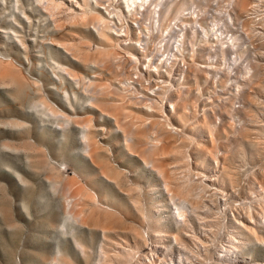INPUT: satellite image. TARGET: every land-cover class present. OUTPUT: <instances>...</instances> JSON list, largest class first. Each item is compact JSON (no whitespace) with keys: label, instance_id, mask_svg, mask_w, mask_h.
Returning <instances> with one entry per match:
<instances>
[{"label":"rangeland","instance_id":"rangeland-1","mask_svg":"<svg viewBox=\"0 0 264 264\" xmlns=\"http://www.w3.org/2000/svg\"><path fill=\"white\" fill-rule=\"evenodd\" d=\"M127 1L0 0V264H212L217 250L223 255L218 264H264V184H254L260 194L256 202L263 206L262 213L259 209V216L255 215L257 221L246 222L243 215L254 212L243 193L249 185L246 181L264 167L259 166L264 165V134H248L249 142H263L258 146L263 153L255 157L247 141L235 152L233 144L236 139L239 147L240 132L220 134L216 140L213 154L226 155L221 148L225 142L230 146L224 145L227 155H237L231 164L240 174L236 191L221 187L225 192H212L203 186L212 184L205 177L198 187L202 177L193 172L210 178L221 167L195 170L193 155L184 146L182 154H187L190 165L186 161L181 165L175 182L198 183L192 186L195 193H189L190 203L181 197L182 208L177 211L172 206L175 196L164 190L156 166L162 161L170 167L180 163L157 154L163 141L150 130L158 112L147 99L157 100L164 110L169 104L159 100L161 84L166 90L186 91L187 64L197 60L189 53L181 69L177 61L183 58L181 48L195 40L194 32L206 33L203 20L209 16L222 17L221 31L233 33L228 45L209 55L227 64H199L206 67L207 75L199 78L191 94L184 93L195 98L184 117L182 111L175 113L178 124L167 112L157 118L167 126L174 122L178 129L174 133L194 138L183 122L202 113L198 97L214 105L215 125L219 126L218 114L224 108L218 106L228 107L236 130L244 121L235 112L244 105L242 94L253 89L259 107L264 106V93L251 83L256 79L254 56L246 54L251 45L234 30L236 0ZM172 26L180 28L176 43L172 31L177 30ZM118 35L125 44L115 40ZM230 53L233 58L228 62ZM215 74L218 78L212 80ZM259 115L250 122L252 127L264 125V115ZM142 130L147 131L138 134ZM202 134L200 139L207 135ZM5 165L17 171V179L2 171ZM191 176L199 180L188 179ZM77 188L80 193L75 196L72 191ZM242 201H248L246 206ZM237 203L242 206L236 207ZM232 215L255 233L243 237V245L232 239L231 231L237 230L228 224ZM110 219L132 230L112 232ZM154 242L159 252L151 251ZM219 245L229 246V252Z\"/></svg>","mask_w":264,"mask_h":264},{"label":"bare ground","instance_id":"bare-ground-1","mask_svg":"<svg viewBox=\"0 0 264 264\" xmlns=\"http://www.w3.org/2000/svg\"><path fill=\"white\" fill-rule=\"evenodd\" d=\"M127 1V0H126ZM129 1V0H128ZM127 1V2H128ZM155 2H156V0H154ZM230 1V3H231V0H229ZM259 2L260 3H263L264 2V0H236L235 2H234V4H233V9H234V14L236 15V16H234L235 17V26H234V30H235V32H242L243 33V35L242 36H244V40H245V43L246 44H249V48H250V45H251V48H250V51H247V55H248V53H251L254 57H252V61H254L255 62V67H253L254 69H256V71H255V77H256V79L254 80H251V83H252V85L253 84H255L254 86H256L257 88H259L260 89V91H261V93H264V4H259ZM95 17V16H94ZM97 17V16H96ZM209 17H211V16H209ZM94 19V18H93ZM92 19V22H94L95 20H93ZM98 20V19H97ZM96 20V21H97ZM215 22L217 21V19H213ZM223 20V19H222ZM221 20V21H222ZM221 21H220V24H218L217 25V27L220 29V27H221ZM91 22V21H90ZM240 24V25H239ZM239 25V26H238ZM176 30H177V33L179 34L180 33V28H179V26L178 27H176ZM191 30H192V28H191ZM181 34V33H180ZM203 35H205V33H203ZM122 35H118V36H116V38H115V40H117L118 42H120L121 43V45L122 44H125L124 42H125V40H122V39H120V37H121ZM175 40L176 39H174V43H176L175 42ZM130 44V43H129ZM125 46V45H124ZM131 47V46H130ZM221 46H219L218 48L219 49H221L220 48ZM131 48H133V47H131ZM217 48V49H218ZM217 49H215V50H217ZM214 51V50H213ZM222 53V52H221ZM97 54V53H96ZM225 55V53H222L221 55L222 56H224ZM99 54H97V57H99L100 58V56H98ZM247 55H245V56H247ZM96 56V55H95ZM119 56V55H118ZM238 56H240L241 57V53L240 54H238ZM96 57V58H97ZM121 57V56H120ZM117 58V57H116ZM129 58V57H128ZM247 58V57H246ZM251 58V57H250ZM131 60V59H130ZM151 65V64H150ZM146 69V68H145ZM147 69H149V67H147ZM150 70V69H149ZM186 70H187V72H186V75H185V84H186V91H180V88L179 89H173V90H169V88H167L168 90H166V89H164L165 88V85H163V84H161V83H163L164 81H162V82H157V84H161V86L159 87L160 89V91H161V95L159 96L160 97V101H162L161 100V98L162 99H165L166 100V103H168L169 105H165V109L163 110L162 109V107H161V105L159 106L156 102H157V100H155V99H153V98H150V99H147L149 102L151 101V103L153 104V107L155 108V110L154 109H152L153 110V112L155 113V114H157V112H158V116L162 113V112H167V115L168 114H170L171 115V117H173V118H175V119H173L174 120V122L176 123V124H178L177 123V121H176V115H175V113H177V112H179V111H182V117H184V113H187V108H188V104L189 103H191V100L192 99H194L195 97H188V98H186V97H184L185 96V92L189 95V94H191L194 90L193 89H196V86L195 85H197V84H199V82H200V79H201V76H206L207 75V69H205V66H203V65H199V64H193V65H190V64H187V67H186ZM151 72L152 71H149V74L148 75H150L151 76ZM149 76V77H150ZM200 78V79H199ZM136 81V80H135ZM253 86V87H254ZM250 87H252V86H250ZM253 89H250L248 92H245L244 94H242L241 95V99H242V101H243V107H241L239 110H236L235 112H236V114H237V116L240 118L241 117V119H243L244 121H243V125H242V127L241 128H239V130H236L235 129V126H234V124H233V122H232V119H233V115L231 114V110H229L228 109V107H226V106H224V105H221V106H218V108H219V110H220V108H222V107H224L222 110H221V112H220V114H218L219 115V117H221L220 118V123H219V126L218 125H215V119H216V115H214L213 113H211L212 111H214V110H212L213 108H214V105L212 104H210V103H205V101H206V99H203V98H201V97H198L197 98V102L199 103H201L202 105H203V108H202V113H200V115H196V116H193L192 117V120H194V121H190V122H188V121H184L183 122V124H184V129L186 128V130L188 129V130H191L194 134V138L193 137H189V136H187V135H185V132L184 133H174L173 132V129H175V130H177L178 131V129L174 126V122H173V124H171L170 123V125L171 126H167V124L165 123V121L163 120V118H157L158 116L157 115H154V117L151 119V121H150V126H151V129L150 130H152L153 132H155L156 134H157V136H158V140L159 141H163L160 145H158V146H161V147H159V152L157 153L158 155H167V156H171V158H172V160H174V163H176V162H178V163H180V164H178V165H174V166H171L170 167V165H171V163H168V162H158L157 163V169L159 170V172L161 173L160 174V177H159V179H160V182H161V184L163 185V188H164V190L166 191V193H171V194H173L175 197V199H173V204H172V206L174 205V207H173V209H177V211H179L181 208H182V203L180 202V198L181 197H183V199L182 200H184V198H186L185 199V201L187 200V201H189V203H190V199H191V197L189 196V195H191L192 193H195V191H192L193 189L195 190L196 189V187L198 186V185H200V181L202 180V179H204V177L206 178L205 180H207V181H212V184H210L209 186L207 185V183L205 184V185H203L204 187L205 186H207L208 187V189L210 190V191H212L213 192V190L216 192V191H218L219 193L220 192H225V190L226 189H230L231 191H236L237 190V186L239 185V183H238V180H239V178L240 177H238V175H240V174H238L237 173V171H236V169H234L232 166H231V164H234L233 163V161H235V160H233V158L235 157V156H237V155H234V154H228L227 155V149L230 147V146H228L229 145V143L228 144H225V142H224V144L222 145L223 147H221L222 148V150H224V152H225V154L226 155H224V154H222L221 153V155L220 156H218L216 153L215 154H213L215 151H216V140H218L217 138L219 137V135L220 134H224V135H226V137L228 136V132L229 133H231V135H233V134H236V133H234V132H240L239 134L241 135V136H239V140L237 139V142H238V145H239V147L237 146V144H236V139H235V143H234V141H233V145L235 146V147H237L236 149L235 148H233V149H235V152L236 151H238V148H243L242 147V145H244L245 146V144L247 145V142L251 145V146H253V147H251V148H254V151H256V154L255 153H253V152H251V155L252 156H257L258 155V153L257 152H259L260 154H262L263 152H261L262 150H260L259 151V149L261 148L260 146H259V144H261V143H263V142H261L260 140H258L259 142H257L256 141V143H255V139L253 140V139H251V140H253V141H251V142H249L250 141V138L249 139H247L249 136H251V134H249V132H252L253 134L255 133L256 134V136L257 135H263L264 134V128H263V126L262 125H258V124H254L253 126H256V125H258V126H260V127H252L251 126V124L253 123L252 121H253V119H255V118H257V115H259V114H256L257 113V111H255V109L256 110H258L259 112H260V115H264V112L262 111V110H264V106H261V107H259V105H261L260 103H259V101L257 100V98L252 94V91ZM263 91V92H262ZM157 95V94H156ZM162 95H164V96H162ZM166 95V96H165ZM195 95V94H194ZM193 101V100H192ZM195 101V100H194ZM156 103V104H155ZM210 104V105H209ZM199 105V104H198ZM209 105V107L207 108V106ZM66 106V105H65ZM70 106H71V103H69V106H66V108L69 110V109H71L70 108ZM194 106H195V104H194ZM197 106V105H196ZM195 106V107H196ZM216 106V105H215ZM171 107H172V109H173V112L171 113ZM263 108V109H262ZM260 109V110H259ZM151 110V109H150ZM263 112V113H262ZM160 113V114H159ZM165 114V113H164ZM175 115V116H174ZM177 115H179V114H177ZM187 115V114H186ZM259 115V116H260ZM156 116V117H155ZM160 116H163V115H160ZM169 117V116H168ZM181 117V118H182ZM186 117V116H185ZM188 117H189V115H188ZM261 117V116H260ZM170 118V117H169ZM259 118V117H258ZM189 119V118H188ZM191 119V118H190ZM246 119H247V121H246ZM185 120V119H184ZM257 120V119H256ZM256 120H254V122L256 121ZM172 121V120H171ZM180 121H181V119H180ZM179 122V121H178ZM250 122H252V123H250ZM179 123H181V122H179ZM248 123H250V124H248ZM262 124V123H261ZM141 125V124H140ZM250 125V126H249ZM142 126V125H141ZM262 126V127H261ZM258 129V130H257ZM140 131V130H139ZM138 131V132H139ZM145 131H147V130H142L141 132H139L138 134H142V133H144ZM179 131H180V128H179ZM202 133H206L207 135H205L206 137H204V138H202V139H200L202 136H203V134ZM237 133V134H238ZM258 133V134H257ZM154 134V133H153ZM248 134H249V136H248ZM155 135V134H154ZM221 136V135H220ZM253 136V135H252ZM256 136H253V137H255L256 138ZM232 137V136H231ZM252 137V138H253ZM261 137H263V136H261ZM258 138H260V137H258ZM258 138H256V139H258ZM219 139H220V137H219ZM228 139H230L229 137H228ZM264 139V138H263ZM188 140H190V141H188ZM231 140H234V139H231ZM262 140V139H261ZM192 141V142H191ZM225 141H226V139H225ZM228 141V140H227ZM226 141V142H227ZM230 141V140H229ZM247 141V142H246ZM263 141V140H262ZM190 142V143H189ZM252 142L255 144V146H254V144H252ZM192 143V144H191ZM216 144V145H215ZM224 145L226 146H228L227 147V149H225L226 147H224ZM230 145H231V143H230ZM114 146V145H113ZM121 146V145H120ZM120 146H118V147H120ZM184 146L189 150V152L191 153V155H193V158H194V161H193V163H192V165H193V168L196 170V169H198L197 168V166L198 167H201L202 166V169L205 171V170H209V172H210V170H213V167L214 168H216L217 169V167L218 168H220L217 172V174L215 173V174H212V175H210L209 177L210 178H208L207 177V175H203V173L201 174L200 173V171H197L196 170V172H193L194 173V176L195 175H200L202 178L199 180L198 179V177L195 179L194 177V179L195 180H199V183H198V181H196V183H198L197 184V186H196V183L192 180V182H194L195 184L193 185H187V186H183L182 184H179V182L177 181V182H175L176 180H177V176L178 175H175V173L177 172V174H178V169H180L181 168V165H185V163L187 162L186 161V159H185V157L187 156V154L186 155H183V154H185L184 153V151H185V149L186 148H184ZM232 146V145H231ZM241 146V147H240ZM260 148H259V147ZM261 146H262V144H261ZM262 147H264V146H262ZM183 148H184V150H183ZM143 149V148H142ZM232 149V148H231ZM144 150V149H143ZM230 150V149H229ZM228 150V151H229ZM243 150V149H242ZM249 150H251V149H249ZM145 151V150H144ZM231 151V150H230ZM233 151V150H232ZM146 152H147V149H146ZM149 152V151H148ZM188 152V151H187ZM217 152V151H216ZM234 152V153H235ZM239 152V151H238ZM183 153V154H182ZM190 153H188L189 155H190ZM238 154V153H237ZM259 154V155H260ZM150 155H152V156H154L152 153L150 154ZM241 154L239 153V156H240ZM258 155V156H259ZM254 156V157H255ZM261 156V155H260ZM189 157V156H188ZM169 158V157H168ZM170 158V159H171ZM190 158V157H189ZM192 158V159H193ZM251 159H253V157L251 158ZM256 159V158H255ZM190 160V159H189ZM260 160V159H259ZM186 161V162H185ZM191 161V160H190ZM211 161H212V163H211ZM185 162V163H184ZM257 162V161H256ZM255 162V163H256ZM260 162V161H259ZM170 164V165H169ZM258 164H260V163H258ZM189 165L190 164H188V162H187V167H189ZM194 165H195V167H194ZM212 165V166H211ZM215 165H216V167H215ZM5 166H7V165H5ZM220 166V167H219ZM260 167H263L264 165L262 164V166L261 165H259ZM179 167V168H178ZM183 167V166H182ZM184 167H186V166H184ZM259 168V167H258ZM184 169V168H183ZM183 169H181V170H183ZM177 170V171H176ZM187 170L188 169H186V172H187ZM189 170H190V168H189ZM199 170V169H198ZM258 170V169H257ZM2 171H4L6 174H8V175H11L12 177H16V179H17V176H18V173H17V171H14V170H12L11 169V167H9L8 168V166L7 167H3L2 168ZM184 172H185V169L183 170ZM183 171H181V172H183ZM214 171V170H213ZM180 172V173H181ZM190 172H191V170H190ZM191 172V173H192ZM202 172V171H201ZM215 172H216V170H215ZM212 173V172H211ZM214 173V172H213ZM208 174V173H207ZM252 174V173H251ZM254 174V173H253ZM181 175V174H180ZM190 175V174H189ZM175 176H176V178H175ZM183 176V175H182ZM181 176V177H182ZM252 177V176H251ZM176 180H175V179ZM178 178H180V176H178ZM190 178H192V176L191 177H189L188 179H190ZM192 178V179H193ZM200 178V177H199ZM250 178V177H249ZM179 180V179H178ZM204 181V180H203ZM246 180H244V182H245ZM249 181V182H248ZM248 181H246L249 185L247 186L245 183L243 184V185H246V191H244L245 193H246V195H245V193H243L244 194V197H243V199L244 200H247V199H249L248 201L250 202V204H252L253 205V208H254V212H252L251 214H247V213H249V212H244V217L246 218V222H253V221H257V219H256V217L257 216H259L258 214L260 213L259 212V209H260V211L262 210L261 208H263V206L262 205H264L263 203H261L262 205L260 206V202H256L257 201V197L259 198L260 197V194H257V193H255L256 192V187L254 186V184L256 183V184H264V167L263 168H260V171H258V173H256V174H254L253 175V177L251 178V180L249 179ZM159 182V181H158ZM191 182V180H189V183ZM203 184V183H202ZM201 184V185H202ZM211 185H213V187L211 186ZM215 185V186H214ZM192 186H196L195 188H192ZM186 187H188V189H191L190 191H187L186 190ZM199 187V186H198ZM200 187H202V186H200ZM207 187H206V190H205V192L206 191H208L207 190ZM221 187H224V188H226L224 191H222L221 190ZM234 187H237L236 188V190H233L234 189ZM259 187H261V186H259ZM258 187V188H259ZM264 187V186H263ZM245 188V187H244ZM243 188V189H244ZM262 188V187H261ZM198 189V188H197ZM242 189V190H243ZM202 190H203V188H202ZM241 190V189H240ZM242 190H241V192H242ZM192 192V193H191ZM214 192V193H215ZM72 193L76 196V195H78L79 193H80V189L79 188H77V189H75L74 191H72ZM186 193H188V195L186 194ZM189 193H191V194H189ZM210 193V192H209ZM248 193V194H247ZM257 194V195H255V194ZM211 194V193H210ZM216 194V193H215ZM186 195L187 196H189L190 198H187L186 197ZM195 195V194H194ZM253 195H255V196H253ZM185 196V197H184ZM223 197V196H222ZM189 199V200H188ZM241 199V198H240ZM242 199V200H243ZM193 200H196V199H193ZM202 200V199H201ZM243 200V201H244ZM259 200V199H258ZM177 201V202H176ZM179 201V202H178ZM192 201V200H191ZM238 201V200H237ZM242 201V203H245V202H248V201H245V202H243ZM260 201V200H259ZM195 202V201H194ZM197 203H198V201H197ZM242 203H237L235 206L237 207L238 206V204H239V206L242 204ZM191 204H192V202H191ZM196 203H194V207L195 206H198V204H196ZM232 204V203H231ZM242 205H245L246 206V203L245 204H242ZM241 205V206H242ZM260 206V208H258L257 206ZM199 206H200V203H199ZM231 206V205H230ZM234 206V209L236 208ZM238 206V207H239ZM191 207H192V209H196V208H193V205H191ZM199 208V207H198ZM241 209H242V207H241ZM74 210V209H73ZM236 210V209H235ZM75 211V210H74ZM242 212V213H243ZM74 213V212H73ZM180 213V212H179ZM261 213H262V211H261ZM255 215H256V217H255ZM233 216V215H232ZM231 218V217H230ZM239 218V216L237 217V216H233V218L232 219H229L228 220V224H229V226L230 227H234V228H236L237 230H235L234 232L233 231H231V233H233V236L234 237H232V239L233 238H235V242H236V244H238V245H243V242H242V240H243V237H245L246 235H255V233H254V231H253V228H251V227H249L243 220H240V219H238ZM161 219V218H160ZM158 220H159V218H158ZM108 222V225H109V230L110 231H115V232H123V233H128V231H131L132 229L130 228V227H127L126 226V224L124 223V222H119L118 220H115V219H110V220H108L107 221ZM157 227V226H156ZM159 230V229H158ZM156 233V232H155ZM71 234H72V232H70V234H69V237L71 236ZM58 235V233L55 235L56 237H58L57 236ZM230 235V234H229ZM155 236V235H154ZM56 237H54V240H56ZM60 237H62L61 235H60ZM230 238V237H229ZM228 238V239H229ZM247 238V237H246ZM152 239H154V238H152ZM223 239V238H222ZM54 240H49V242H54ZM157 240V239H156ZM155 240V241H156ZM227 240V239H226ZM75 241H76V239H75ZM152 241H154V240H152ZM157 242H154V243H151L152 244V246H151V251L152 252H156V251H158V248H159V245L158 244H156ZM227 243V242H226ZM78 244V243H77ZM245 244V243H244ZM218 247H220V245L218 246ZM72 248L74 249L75 248V246L73 247L72 246ZM220 248H222V250L224 251V252H229V246H224V247H220ZM232 248H234V247H232ZM79 249H81V248H79ZM219 249V248H218ZM221 250V251H222ZM236 250H237V248H236ZM60 252V251H59ZM159 252V251H158ZM143 254H144V252H142ZM214 253V259H216V261L217 260H219L220 261V256H223L222 255V252H220V250H217V252H213ZM145 254H146V251H145ZM152 254V253H151ZM142 255V254H141ZM146 256V255H145ZM153 256H154V254H153ZM152 256V257H153ZM144 257V256H143ZM143 257H141L140 256V258H143ZM138 258V260L137 261H140L139 260V257H137ZM136 258V259H137ZM156 258H157V256H156ZM144 259V258H143ZM155 259V258H154ZM142 260V259H141ZM136 261V260H135ZM136 261V262H137ZM212 262V264H218V262ZM131 262H134V260L133 261H131ZM147 262V261H146ZM145 261H141V262H139V263H133V264H150V263H153V261L152 262H148V263H146ZM182 264V263H181ZM220 264V263H219Z\"/></svg>","mask_w":264,"mask_h":264},{"label":"built area","instance_id":"built-area-1","mask_svg":"<svg viewBox=\"0 0 264 264\" xmlns=\"http://www.w3.org/2000/svg\"><path fill=\"white\" fill-rule=\"evenodd\" d=\"M213 19H217V21L215 22ZM221 19L222 17L213 16L209 18L206 17L203 20L205 21V23L203 24V27H205L206 33L205 35H203V32L202 33L200 31L194 32L196 36H194L195 40L193 41V43L184 45L183 48H181V56L183 58L181 61H177V66L180 69L185 67L184 65V62H186L185 58H186V55H188L189 53H192V57L196 58L195 60L197 61L196 62L194 61V63H197V64L213 65L214 62H215V65H218V64L221 65V63H223V65L227 64L225 61H222L223 59L219 58L218 56H215V58L209 57L210 54H213L211 53L213 50L215 51V49H217L219 46L228 45L230 40L232 39L233 33L223 32L221 31V29L217 27V25L220 24ZM172 28H176V27L172 26ZM172 34H173L172 37L174 39H176V35H181L180 33L178 34L177 31L175 30L172 31ZM170 53H172V49H171V52L169 51V54ZM228 58H229L228 60L229 62L230 60H232L233 55L230 53L228 55ZM225 74H228V73H225ZM228 75L232 78V81H233V77L230 74ZM216 77L218 78V75L215 74L214 77H211V78L212 80H214Z\"/></svg>","mask_w":264,"mask_h":264}]
</instances>
